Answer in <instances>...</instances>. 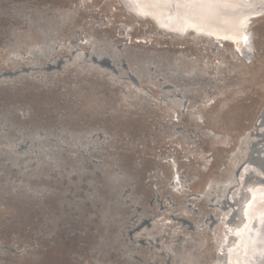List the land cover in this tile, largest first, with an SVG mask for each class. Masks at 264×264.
Listing matches in <instances>:
<instances>
[{
    "label": "rangeland",
    "instance_id": "rangeland-1",
    "mask_svg": "<svg viewBox=\"0 0 264 264\" xmlns=\"http://www.w3.org/2000/svg\"><path fill=\"white\" fill-rule=\"evenodd\" d=\"M245 27L248 57L123 0H0V264H224L260 181L237 171L264 180V14Z\"/></svg>",
    "mask_w": 264,
    "mask_h": 264
},
{
    "label": "bare ground",
    "instance_id": "bare-ground-1",
    "mask_svg": "<svg viewBox=\"0 0 264 264\" xmlns=\"http://www.w3.org/2000/svg\"><path fill=\"white\" fill-rule=\"evenodd\" d=\"M123 2L136 16L147 18L150 21L154 20L152 22L155 27L164 32L188 37L191 31L194 36L203 34L213 39L216 43L221 42V40L229 41L234 44V50L236 52L238 50L240 53L238 54L244 57H248L252 47L251 37L248 36L245 25L248 21H251V18L264 14V12H261L264 9V0H123ZM84 43H87V41L80 42V44ZM92 61L94 64L97 62L94 57H92ZM106 66L112 69L113 72H117V69H114L110 63ZM122 66L123 69H127L124 63ZM133 82L139 86L137 80H133ZM140 89L149 92V89L142 87L141 84ZM261 116H264V111ZM256 134L258 132L254 135ZM249 163L250 161L239 167V174L238 171L237 174L235 173L236 180H234L237 185H240L241 180H243L242 177H245V172L253 169V166ZM114 170L119 174L117 168H114ZM256 170L254 168L249 171V174L253 173L252 175L260 181L249 187L246 191L247 199L238 208L239 212H241L242 223L235 229H222V236H224L220 240V250L222 251L221 253L218 252L220 257L216 256V259H224V264H253V262L258 261L257 257L259 255L263 257L262 260L264 261V253L261 252L264 249V226L259 225L260 220L264 219V180L261 175L263 173ZM177 176H173V181L176 180ZM233 193H238L237 188H235L230 196L231 198H229L228 207L224 209L226 215L234 209L231 206L232 202H230V200L234 201L236 199ZM234 203H236V200ZM231 216L228 220L234 221ZM255 216L257 223L256 220L252 223V219ZM218 219L214 220L212 224L218 225L220 223L221 225L222 221ZM222 227L224 226L222 225ZM228 236L229 239L233 238L234 240L232 245H225ZM256 253L259 255L257 256ZM46 259L49 258L46 256Z\"/></svg>",
    "mask_w": 264,
    "mask_h": 264
},
{
    "label": "water",
    "instance_id": "water-1",
    "mask_svg": "<svg viewBox=\"0 0 264 264\" xmlns=\"http://www.w3.org/2000/svg\"><path fill=\"white\" fill-rule=\"evenodd\" d=\"M261 12H264V9L261 11ZM153 22H154V20H152ZM151 21V22H152ZM152 22V23H153ZM156 23V22H155ZM218 42V41H217ZM218 43H220V42H218ZM220 45H221V43H220ZM95 58V57H94ZM126 65V64H125ZM249 171H252V170H249ZM256 220V223H257V218H256V216L252 219V223L254 222ZM261 222H260V226H264V219H262V220H260ZM261 252H263L264 253V249L261 251ZM257 254V256L259 255L258 253H256ZM256 256V257H257ZM263 259V257H261L260 255L257 257V262H253V264H264V261L262 260Z\"/></svg>",
    "mask_w": 264,
    "mask_h": 264
}]
</instances>
